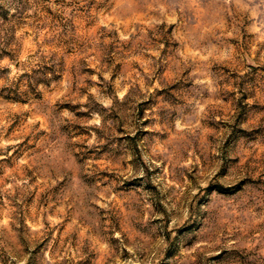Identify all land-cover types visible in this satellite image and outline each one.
I'll return each instance as SVG.
<instances>
[{
    "label": "rangeland",
    "instance_id": "374dc122",
    "mask_svg": "<svg viewBox=\"0 0 264 264\" xmlns=\"http://www.w3.org/2000/svg\"><path fill=\"white\" fill-rule=\"evenodd\" d=\"M0 264H264V0H0Z\"/></svg>",
    "mask_w": 264,
    "mask_h": 264
}]
</instances>
